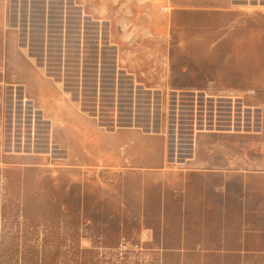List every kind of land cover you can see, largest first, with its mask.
Returning <instances> with one entry per match:
<instances>
[{
  "label": "rangeland",
  "instance_id": "374dc122",
  "mask_svg": "<svg viewBox=\"0 0 264 264\" xmlns=\"http://www.w3.org/2000/svg\"><path fill=\"white\" fill-rule=\"evenodd\" d=\"M0 113V264H264V0H0Z\"/></svg>",
  "mask_w": 264,
  "mask_h": 264
},
{
  "label": "crops",
  "instance_id": "0c3cea01",
  "mask_svg": "<svg viewBox=\"0 0 264 264\" xmlns=\"http://www.w3.org/2000/svg\"><path fill=\"white\" fill-rule=\"evenodd\" d=\"M92 50H89L88 52H90V51L92 52ZM77 53H78V59L75 60V62L78 64L77 65V67H78L77 71L79 72L78 76H80V74L82 73V72L80 73V69L82 68V62H84V60H82L81 49H79ZM96 53L98 54V51ZM96 53H93V54L96 55ZM123 57H125V59L127 60L128 64H135L137 66H139V65H141V63H145V62H147L149 60L160 64V65H158L156 67H153V68L152 67L143 68L142 72L144 74V77H142V78H139L134 73H130L127 70L128 74H129V75H127V79H129L131 81V83H132L131 91H130L131 94H135V91H136L135 88L137 87V85L143 86V88H141L143 91L150 90V91H152L154 93L155 92H160L161 94H167V93H169V92H166V90L168 89V85L172 84V82H173L172 91L174 92L175 98H178L181 94H184L183 91L191 90V89L186 88L185 85H183L181 82H179L177 80V77H175V75H174L175 78H173V75L171 74V72H170V75H167L166 73L163 72V70L165 69V66H162V65L165 62L164 58H166L164 54H161V53H159V54H147V53H145V54H130V55H124V56L120 55V58H123ZM12 62L17 64L16 61H12L11 60L8 63V67L9 68H12ZM27 62L29 64L32 63L31 61H27ZM170 62H171V59H170ZM60 66H61V68L69 67L68 63L64 62L63 60H61ZM92 67L93 68L95 67L94 68L95 69V75H93L92 73H90V74H92L94 76V81H95L94 93L97 94L98 93L97 91L99 89L97 87V85H98L97 67L95 66V64ZM24 72H25V76H24L25 79H29L30 78L29 80H27L28 82H25V87H27V89H25V90L32 91V92L34 91L36 93L39 92L44 97H47L46 95L49 94L50 92H52V89H50V86L48 85V77L44 81L43 76H42V74H43L42 71L36 72V71L26 70ZM81 78H82V76H81ZM81 78L79 80H81ZM140 79H142V80H140ZM37 80H39L40 83H38L39 81L36 82ZM173 80H176V81H173ZM149 82H152L153 86H148ZM123 83L124 82H122V78H120V80L118 81V78H116V76H114L113 80H112V86H111L110 90L102 87L103 88L102 91L105 92V94H107L106 92L109 90L111 92V94H116L117 95V94H119L121 92H124V89H121V87L124 88V84ZM62 87H63V85H62ZM80 87H81V85H80ZM8 88L12 91L14 87L10 86ZM60 88H61V85H60ZM198 93H200L198 95H201V93L205 95L206 92L201 90V92H198ZM206 95H207V93H206ZM206 95H205L206 98L214 99V97H215V96H209V95L206 96ZM228 98L221 97L219 99H228ZM40 102H38V100H37V103H38L37 106H36V103H35V107H36V110H34L35 113H36L35 114V118H36V120H38V117L40 119V123L39 124L35 123V124H37L41 128H45V127L48 126V124L50 125L49 119H48V113H46V111H48V109L46 108L48 104H45V102L43 103V101L40 104ZM23 104H24V101L22 100L21 101V105L23 106ZM61 107L64 110L63 115L66 117V119H68V117H70V119L73 121L71 124H68V126H74V128L73 129H66V132H68L67 133L68 137H70V134H72V135H75L73 137L74 139L77 137L79 140H81V138H82L81 132L86 127L84 126L82 128V126H81L82 123H81L80 109L77 108L74 105V103L68 102L67 99L64 100V103L62 104ZM76 108L79 111H77ZM12 109H13V104H12ZM13 114L14 113H13V110H12V114H11V126L12 127H13V124H14L13 122H15L12 119L13 116H14ZM2 116H3V114H2ZM6 116H8V114ZM0 121H1V113H0ZM30 126H32V120H31V125ZM76 126H78V129L75 128ZM70 130H72V131H70ZM89 130L90 131L93 130V126L91 127V125H90L89 126ZM94 131L95 132L97 131L96 123H94ZM10 132H12V128L10 129ZM254 160H255L254 162H256V163H261L259 160H257V158H255ZM260 174H262V173H260Z\"/></svg>",
  "mask_w": 264,
  "mask_h": 264
},
{
  "label": "flooded vegetation",
  "instance_id": "af4514ba",
  "mask_svg": "<svg viewBox=\"0 0 264 264\" xmlns=\"http://www.w3.org/2000/svg\"><path fill=\"white\" fill-rule=\"evenodd\" d=\"M80 73H81V71H80ZM78 74H79V72H78ZM94 79V78H93ZM78 80H79V77H78ZM110 85V84H109ZM106 89H109L110 90V87H105ZM93 89H95V87L93 88ZM109 90L106 92L107 94H109ZM124 90H126V87H124ZM128 90V89H127ZM184 93H194V91L193 90H186V91H183ZM126 93V92H125ZM110 94H111V92H110ZM122 94H124V92L122 93ZM193 97H195L194 95H193Z\"/></svg>",
  "mask_w": 264,
  "mask_h": 264
}]
</instances>
